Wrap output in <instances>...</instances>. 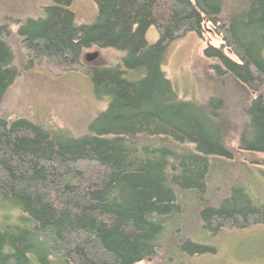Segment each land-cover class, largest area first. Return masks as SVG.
<instances>
[{
    "label": "trees",
    "instance_id": "1",
    "mask_svg": "<svg viewBox=\"0 0 264 264\" xmlns=\"http://www.w3.org/2000/svg\"><path fill=\"white\" fill-rule=\"evenodd\" d=\"M93 2L92 24L75 23L72 0H50L14 31L30 63L85 75L107 107L80 136L0 113V210L8 213L0 216V264H150L183 205L202 203L212 159L230 153L222 102L178 99L162 71L165 49L184 34L220 36L203 56L255 93L238 143L264 156V0ZM9 35L0 25V106L18 76ZM103 50L119 56L105 59ZM199 219L210 234L264 225V206L235 187ZM181 246L214 252L190 240Z\"/></svg>",
    "mask_w": 264,
    "mask_h": 264
},
{
    "label": "rangeland",
    "instance_id": "2",
    "mask_svg": "<svg viewBox=\"0 0 264 264\" xmlns=\"http://www.w3.org/2000/svg\"><path fill=\"white\" fill-rule=\"evenodd\" d=\"M48 3L50 0H0V25L10 31L7 43L18 70V76L2 100L0 113L9 119L24 117L47 129H61L69 135L80 136L86 132L90 121L107 107V99L97 98L90 80L81 73L55 75L43 66L30 63L14 33L26 18L44 14L43 7ZM71 9L76 24L95 21L97 12L93 0H72ZM156 39V30L150 27L147 41L153 43ZM208 44L219 47L220 36L211 31H206L203 39L193 33L184 34L167 46L161 68L178 99L203 105L210 98L222 102L219 113L225 123L224 139L230 157L212 159L202 203L183 205V217L177 218L169 235L163 237L150 264H264V225L222 228L210 234L202 229L199 219L201 209L218 205L235 187H243L256 204L264 206V156L242 150L238 143L245 121L242 111L255 93L232 77L214 72L211 67L214 62L203 56V49ZM101 54L108 60L119 56L109 50H103ZM227 55L235 59L230 53ZM146 141L157 142L155 138ZM181 147L176 146V149ZM2 215L8 216V213L0 210ZM189 240L211 247L214 252L189 254L181 246Z\"/></svg>",
    "mask_w": 264,
    "mask_h": 264
}]
</instances>
